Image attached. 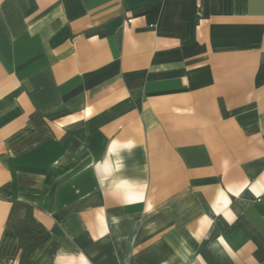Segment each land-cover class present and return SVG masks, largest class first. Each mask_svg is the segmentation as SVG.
I'll return each mask as SVG.
<instances>
[{"label": "crops", "instance_id": "1", "mask_svg": "<svg viewBox=\"0 0 264 264\" xmlns=\"http://www.w3.org/2000/svg\"><path fill=\"white\" fill-rule=\"evenodd\" d=\"M16 203L33 264H264V0H0V264Z\"/></svg>", "mask_w": 264, "mask_h": 264}, {"label": "trees", "instance_id": "2", "mask_svg": "<svg viewBox=\"0 0 264 264\" xmlns=\"http://www.w3.org/2000/svg\"><path fill=\"white\" fill-rule=\"evenodd\" d=\"M96 30L87 31L88 34L95 33ZM64 113H55L52 117H59ZM20 213V214H18ZM17 215H23L17 217ZM15 220L14 228L19 236L21 255L19 264H33L34 254L44 248L46 252H53L57 243L53 240L51 233L36 220L33 214V208L23 203H16L12 213L11 220Z\"/></svg>", "mask_w": 264, "mask_h": 264}]
</instances>
